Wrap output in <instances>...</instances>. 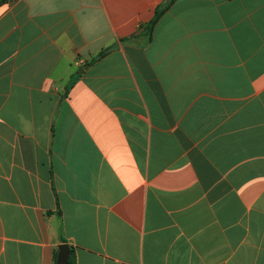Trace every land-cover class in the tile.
<instances>
[{"label": "crops", "instance_id": "obj_1", "mask_svg": "<svg viewBox=\"0 0 264 264\" xmlns=\"http://www.w3.org/2000/svg\"><path fill=\"white\" fill-rule=\"evenodd\" d=\"M61 244L264 264V0L0 5V264Z\"/></svg>", "mask_w": 264, "mask_h": 264}, {"label": "trees", "instance_id": "obj_2", "mask_svg": "<svg viewBox=\"0 0 264 264\" xmlns=\"http://www.w3.org/2000/svg\"><path fill=\"white\" fill-rule=\"evenodd\" d=\"M9 1L10 0H1L0 1V5L5 4V3L9 2ZM168 6H169L168 2H165L164 4H162L161 6H159L157 8V11H156V14H155L154 19L147 25V31H148V33H151L154 25L156 24V22L158 21V19L162 16V14L166 11V9L168 8ZM105 54H106L105 52H101L97 56V58H101ZM62 242L65 243L64 240H62ZM70 253H71V255H70V258H69L67 264H76L75 257H74V250L71 249V247H70ZM56 259H57V254H55L54 264H57V260Z\"/></svg>", "mask_w": 264, "mask_h": 264}, {"label": "water", "instance_id": "obj_3", "mask_svg": "<svg viewBox=\"0 0 264 264\" xmlns=\"http://www.w3.org/2000/svg\"><path fill=\"white\" fill-rule=\"evenodd\" d=\"M70 246L68 244H61L58 247L57 264H67L70 258Z\"/></svg>", "mask_w": 264, "mask_h": 264}]
</instances>
